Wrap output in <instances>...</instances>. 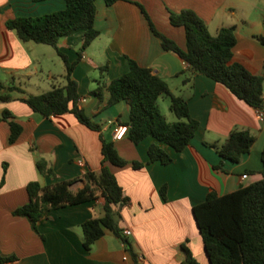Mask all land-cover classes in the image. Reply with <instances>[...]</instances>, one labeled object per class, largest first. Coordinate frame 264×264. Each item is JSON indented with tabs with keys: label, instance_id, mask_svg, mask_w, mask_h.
Wrapping results in <instances>:
<instances>
[{
	"label": "crops",
	"instance_id": "obj_1",
	"mask_svg": "<svg viewBox=\"0 0 264 264\" xmlns=\"http://www.w3.org/2000/svg\"><path fill=\"white\" fill-rule=\"evenodd\" d=\"M95 5L94 26L99 34L83 50L72 78L78 84L79 106L99 126V131L81 124L72 113L45 117L33 111L16 91L10 92L9 100H0V117L7 110L22 126L21 134L10 144L8 121L0 120V181L6 165L0 186V254L17 257L4 264H134L125 242L108 229L90 249L83 246L81 224L104 214L100 195L43 212L37 231L28 217L12 213L28 201L26 185L30 181L47 186L75 179L69 188H82L83 174L97 173L101 168L100 134L113 143L117 154L126 161L123 166L107 163L127 199L112 208L118 215L122 235L125 228L131 230L125 237L139 261L181 264L186 258V247L199 264H209L192 208L204 201L211 190L223 195L261 178L264 120L259 119L256 108L224 84L191 71L177 53L163 49L140 5L154 27L181 48L185 47V31L170 23V12L192 10L212 35L222 27L233 26L236 44L232 60L263 77L264 99V44L255 38L264 37V0H118L110 6L104 0H96ZM64 6L65 0H0V94L11 86L20 87L25 94H38L52 85H64L65 64L56 50L60 58L57 66L45 65L41 53L33 54V41L19 40L5 26L9 18L40 15ZM61 38L57 41L59 49L70 62L74 61L82 45V33ZM129 59L164 79L173 94L187 100L190 116L198 121L195 134L183 150L175 151L159 142L172 156L169 164L146 163L147 148L158 143L152 136L138 144L125 133L118 139L113 137L115 126L125 125L128 119L125 102L102 110L109 96L106 85L128 71ZM103 65L107 69L101 71ZM29 85L35 86L37 92L28 90ZM99 85L103 86L101 103L92 94ZM157 105L167 121L176 120L169 109L168 96H160ZM234 129L248 130L254 137L249 152L238 162L223 159L209 146L222 144ZM39 158L47 161L54 176L38 171ZM134 162L143 165L134 167ZM219 164L221 168H216ZM244 174L246 178H242Z\"/></svg>",
	"mask_w": 264,
	"mask_h": 264
},
{
	"label": "trees",
	"instance_id": "obj_2",
	"mask_svg": "<svg viewBox=\"0 0 264 264\" xmlns=\"http://www.w3.org/2000/svg\"><path fill=\"white\" fill-rule=\"evenodd\" d=\"M96 0H65L64 8L35 16L19 15L5 21L7 29L14 31L18 39L27 42L48 44L54 47L65 64L64 85H52L50 89L38 94H25L18 86L8 87L6 93L0 94V100H9L10 92L16 91L21 99L35 112L45 117L72 113L75 118L90 129L99 131V126L91 121L79 106L78 84L72 78L83 50L98 36L94 26ZM107 6L118 0H104ZM141 10L148 19L152 32L157 36L163 49L177 53L189 66L191 71L202 73L224 84L238 98L257 110H263V77L251 73L244 65L232 60L236 44L233 26L220 28L212 35L206 23L192 10L170 12L169 20L173 26H182L185 31V47L160 33L153 25L143 6ZM76 32L82 33V45L78 57L70 62L66 54L58 47L57 41ZM264 44V37L255 36ZM129 68L124 74L113 78L107 85L108 98L102 110L119 102L128 105V119L125 135L138 144L147 136H152L158 143L147 148L146 163L159 161L161 164L172 162V156L159 142L172 147L175 151L183 150L190 142L198 128V121L190 116L188 102L182 96L173 94L167 82L148 67L140 66L133 59L128 60ZM107 69V65L99 68ZM0 82V89L2 88ZM102 85L92 90L99 103L102 102ZM168 96L169 109L176 120L167 121L158 108L160 96ZM0 120L9 124L8 142L14 143L22 131V126L13 119L7 110L2 112ZM101 168L95 173L83 174L84 186L77 191L69 188L75 179L57 181L52 185L42 186L38 181L26 185L28 201L12 211L13 215L26 216L37 231V222L43 212L93 200L98 195L103 197L104 214L93 217L81 224L83 246L91 245L103 236L106 229L120 237L126 244L134 264H142L132 250L130 242L122 235L117 223V213L112 205L126 201L115 175L107 163L123 166L126 161L116 152L113 143L100 134ZM254 137L248 130L234 129L222 144L209 143L223 158L238 162L244 153L249 152ZM261 178L251 184L232 192L218 195L211 190L204 201L193 206V216L201 235L209 264H264V144L261 151ZM143 163L134 162V167ZM36 166L41 174L54 176L55 173L45 159L39 158ZM221 168V164L216 165ZM6 165H3L0 186L4 183ZM165 186L161 188L164 197ZM186 258L181 264H199L184 247ZM15 255L0 254V264L16 260Z\"/></svg>",
	"mask_w": 264,
	"mask_h": 264
},
{
	"label": "rangeland",
	"instance_id": "obj_3",
	"mask_svg": "<svg viewBox=\"0 0 264 264\" xmlns=\"http://www.w3.org/2000/svg\"><path fill=\"white\" fill-rule=\"evenodd\" d=\"M61 39H63V38H61ZM61 41L62 40H60L59 44H61ZM31 45H34V48H32L33 54L37 55V54L41 53V55L44 57L45 65L57 66V61H59L60 58L56 54L55 49L51 45L35 43V42H31ZM27 88L30 91L32 90L33 92H37V91H35V90H37L35 88V86L29 85ZM104 115H106V114H104Z\"/></svg>",
	"mask_w": 264,
	"mask_h": 264
},
{
	"label": "built area",
	"instance_id": "obj_4",
	"mask_svg": "<svg viewBox=\"0 0 264 264\" xmlns=\"http://www.w3.org/2000/svg\"><path fill=\"white\" fill-rule=\"evenodd\" d=\"M258 117H259L260 120H264V113H263V110H258ZM107 122H108L109 124H112V123H113L112 120H108ZM125 131H126V126H125V125L118 124V125H116L115 128H114L113 137H114L115 139H118V138H120V137L125 133ZM79 162H81V161H79ZM246 177H247L246 174L242 175V178H246ZM130 234H131V230H130V229L125 228V229L123 230V235H124V236H128V235H130Z\"/></svg>",
	"mask_w": 264,
	"mask_h": 264
}]
</instances>
